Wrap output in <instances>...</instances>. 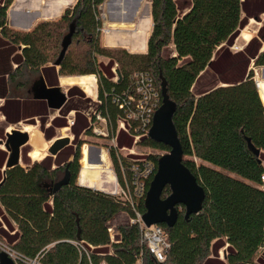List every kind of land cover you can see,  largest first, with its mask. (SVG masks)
Returning a JSON list of instances; mask_svg holds the SVG:
<instances>
[{
  "label": "trees",
  "instance_id": "16d2710c",
  "mask_svg": "<svg viewBox=\"0 0 264 264\" xmlns=\"http://www.w3.org/2000/svg\"><path fill=\"white\" fill-rule=\"evenodd\" d=\"M14 1L0 0V77L9 74L13 81L22 69L42 71L48 84L55 87L58 76L79 77L77 82L85 87L95 86L93 76L97 77L101 109L109 113L114 126L120 111L112 103L113 97L128 89L132 74L147 72L153 77L161 106L165 80L168 96L176 104L173 121L184 159L188 158L185 165L205 190L206 199L198 215L186 220L181 206L172 229L160 225L171 247L166 262L159 263L141 244L138 224L119 226L112 241L108 223L121 213L131 219L135 215L122 199L78 185L81 151L77 147L67 154L73 156V162L63 166L58 155L56 160L47 157L27 168L17 166L6 171L0 203L18 231L14 236L1 232L13 249L27 258L42 254V264H224L218 257L220 250L228 246V264H254L264 249V105L250 67L264 68V0H152V33L148 1L139 34L131 38L119 32L104 35L106 45H124L132 54L101 46L100 7L106 0H78L59 21L41 23L28 33L9 27L8 11ZM25 3L33 23L44 19L33 0ZM19 11L17 7L11 13L14 22ZM254 19L261 24L256 37L242 51L233 52L241 32ZM72 30L71 45L57 72L48 66L58 60L63 41ZM171 46L175 55L165 58L164 51ZM100 57L107 58L108 64L101 63ZM183 60L187 62L181 65ZM12 63L18 65L14 72ZM116 64L121 80L115 83ZM207 71L216 74L219 83L195 94V85ZM68 94L71 98L84 95L78 88ZM0 98H7L5 91ZM75 108L74 102L68 103L64 114ZM1 111L15 124L20 120L14 122L10 114L20 117L22 106L7 99ZM38 115L30 116L29 123ZM78 122L76 136L86 128L80 118ZM65 123L56 119L53 126L61 128ZM44 133L48 140L53 138V129ZM121 134L118 144L123 147ZM31 136L33 147L45 149L40 132L34 131ZM247 139L260 150L259 157L249 150ZM143 143L170 151L151 138ZM111 158L117 179L124 185L120 163L115 154ZM67 171L69 184L53 194L55 182ZM170 194L167 187L162 197ZM137 205L144 213V199H139Z\"/></svg>",
  "mask_w": 264,
  "mask_h": 264
},
{
  "label": "built area",
  "instance_id": "2783aa9c",
  "mask_svg": "<svg viewBox=\"0 0 264 264\" xmlns=\"http://www.w3.org/2000/svg\"><path fill=\"white\" fill-rule=\"evenodd\" d=\"M101 9L102 6L100 7V19L103 23L101 34L104 36L109 32V29L106 26V16L101 14ZM93 101L97 104L96 110L87 114L88 128L84 134L98 137L107 142L106 148L101 149L99 157L103 161V154H105V163L103 162L102 165L108 168L114 178L115 192L112 193L113 197H118L129 205L135 215L131 219V224H138L140 227L141 244L148 249L157 262L165 263L171 246L163 229L160 225L146 227L142 220L145 212L142 213L137 208L139 199L145 201L150 183L157 172L158 159L163 156V153L152 155L151 147L143 143L150 138L149 134L155 113L161 107L160 91L149 73L136 72L132 74L128 89L113 97L112 103L120 111L115 126L109 113L101 109L102 102L98 96ZM67 121L68 128L66 129L70 130L75 126V112L69 114ZM122 132L132 139L134 146L132 149L127 150V148L119 146L118 138ZM140 148L146 149L148 152H140ZM112 154L116 155L120 163L124 185H121L117 179L111 158ZM262 180L264 181V177ZM112 229L110 224L109 231L113 241L116 231ZM2 253H6L14 264H42V254L35 258H27L18 254L13 246L0 238V255Z\"/></svg>",
  "mask_w": 264,
  "mask_h": 264
},
{
  "label": "water",
  "instance_id": "95a60500",
  "mask_svg": "<svg viewBox=\"0 0 264 264\" xmlns=\"http://www.w3.org/2000/svg\"><path fill=\"white\" fill-rule=\"evenodd\" d=\"M48 1L51 0L42 1L40 3L41 8H45ZM254 21L258 22L257 19H254ZM137 31L138 30H135L134 32ZM73 33L74 30L64 39L60 56L53 64L55 67H59L63 61L71 45ZM116 74L118 76L117 82H120L121 76L119 72L116 71ZM38 89L39 92L36 93V97L39 98L44 96L47 98L51 109L59 110L67 101L66 94L63 93L59 87L47 90L44 83L40 82L37 83L35 91ZM162 97V106L155 113L149 136L155 143L168 147L170 151L158 159L157 172L150 183L144 201L145 213L142 220L148 228L153 225H166L168 228L172 229L179 218V207H184L186 220L193 215H198L203 209L206 193L203 187L199 185L195 175L185 165L184 152L173 121L176 112V104L171 101L168 96L165 80H162ZM29 141V134L19 129L7 132L6 141H0V145H3L9 153L5 171L3 172L4 178L0 183V189L5 182L6 171L20 165L21 149L27 145ZM69 144V138L55 140L48 150L49 154L56 157ZM247 144L249 150L256 157H259L260 150L254 147L250 139H247ZM90 163L93 165H100L101 161L98 159L96 161H90ZM69 182L70 175L67 171L64 178L53 187V194L59 192L63 187L67 186ZM78 185L109 196H113L112 193L115 192V190L112 191V193L104 192L99 189L81 185L79 179ZM167 187L170 189L171 194L164 199L162 196ZM78 240L81 241L80 232L78 234ZM0 258V264H14L6 253H2Z\"/></svg>",
  "mask_w": 264,
  "mask_h": 264
},
{
  "label": "crops",
  "instance_id": "0c3cea01",
  "mask_svg": "<svg viewBox=\"0 0 264 264\" xmlns=\"http://www.w3.org/2000/svg\"><path fill=\"white\" fill-rule=\"evenodd\" d=\"M26 1H29V0H15L13 2V4L11 5L9 11H8L9 27L12 30L17 31V32H21V33L32 32L41 23L59 21L62 18V16L65 13V11L67 9H69V8L74 7L78 0H73V2H71L68 5H65V7L63 6L64 2H66L68 0H51V1H48L46 3L47 6L45 8H41L40 3L42 1H47V0H33L34 7L37 8L36 11L40 12L41 15H42V18H44V19L37 20V22H35V23H33L32 18H31L32 17V13H30V14L27 13L26 6H25V4H27V3H25ZM142 2H143L142 0H139V2L137 3L136 13L132 16L131 19H126L125 17L127 16V14L125 12L121 11L120 16L122 18V21H118V22H116L114 24H118V23L121 24L122 23L125 26L126 29H124L123 31H114V32H119L120 34H126L130 38L133 37V35H137V34L140 33L139 28L141 27V24H142V23H140V17H141L140 15H141V10H142L141 7H143V4H144ZM119 5H120V2L117 3V6H119ZM17 7L20 8V11H19L20 13L18 12V20L16 22H14L11 13ZM137 14H138V17H137ZM148 20H149V22L152 23V28H151V33H152L153 22H152V16H151V5H150V9H149V14H148ZM131 23H133V24H131ZM135 30H138V31L134 32ZM148 39H149V37L146 40L147 44H148ZM102 42H103V46L105 48H116V49L118 48V49L127 50V49L124 48L125 47L124 45H118V46H108V45H106L105 42H104V38H102ZM147 44H146V52H147ZM22 48L23 47H21L20 49H22ZM146 52H144L143 54H145ZM129 53H131V52H129ZM50 66L55 67L53 64L49 65L48 67H50ZM17 67H18V65L12 63V66H11L12 72H14L17 69ZM55 68H56V71L58 72L59 67H55ZM116 71L117 70L115 68H113V72L115 74V78L113 79V82H115V83L118 81V76L116 74ZM29 74H32L31 76H33L34 79L28 80V81L24 80L26 75H29ZM78 78L79 77H62V76H58L57 77L58 86H56V87L61 88L62 92L66 94L67 101H66V103L63 105V107L61 109L54 110V109L50 108L49 101H48L47 98H45L44 96H41L39 98L36 97V93L39 92V89L37 91H35V87H36L37 83L43 82L47 90L52 89V88H56L55 85L54 86H50L48 84L47 78L43 74L42 71L33 72V71L29 70V69H22V71L19 72L15 76V80H13V81H11V79L9 78V74H7V75L3 74L0 77V94L5 91L6 97H7L6 99L0 98V102L2 103V104H0V141L5 142L6 141L5 137H6L7 132H9L11 130H14L12 127H10V128H7L6 126L3 127V124H7V123L8 124H14V123L9 122L8 119H7V116L1 111V108L5 105V102H6L7 99H9L11 101H16V102L18 101V102L21 103V106H22V111H21L20 117H18L15 113L14 114H10V116L13 119L14 122H16L18 120H20L19 122H22V121H25V120H27L29 122L30 116H32L33 114H35V115L36 114H40V115H38L37 117L34 118V121L30 122L31 125L30 124L26 125V126H30L31 127V130L29 129L30 131L28 130L29 132H26V133H28L29 136H30V141H29V143L27 145L30 146L32 148V150L28 151V152H25V154H23V150L25 149V147L27 145H25L21 149V160H20V165L19 166H21L23 168H27V167L31 166L32 163L29 162V160L27 159L28 157H30L34 161L33 164L35 162L36 163H40L44 159H46L47 157H52L53 158V156H47V155L44 156L43 158H41V157H38L37 155L33 154L34 150L45 151V149H47V151H48V149L50 148V145H48V143H45V145H44L45 149H43V150L33 147L32 144H31L32 132H34V131L40 132L42 134V140L44 141V139L46 138L45 133H44L45 130L53 129V134H54L53 138L51 140H48L46 138L48 141H52L50 143H53L55 140H58L57 138L54 139L55 131L56 130L62 131L66 127H68L67 126V124H68L67 117L72 112H75V120H76V122H75V126L73 128H71L70 130L75 133L74 128L78 127V123H79L78 122V118H80V120H81V122L83 124H86V128L82 132L84 133L87 130V128H88L87 114L88 113L82 112L81 110L78 109V105H81V103L79 102L78 99H80L82 102H85L86 98H84V95H81V94H79L77 96H74V98H71V97H69V94H68L69 90H71L73 88L80 89V91L82 93H83V91L85 93L87 92L86 94L92 93V92H89L87 90V88L85 87V85L83 83L77 82ZM52 79L54 80L53 82L55 84V82H56L55 76H53ZM65 88H67V89H65ZM25 92H26L27 96L30 97V99H26V98H22L21 97L22 94H24ZM92 94H95V98H97V96H98L97 80L95 82V91ZM87 97L89 98V96H87ZM70 102H74V104L77 106V108H75V110H72V111L68 112L67 114H64V108ZM96 106H97V104H96ZM62 112H63V114H62ZM46 113L50 114L51 122L49 124V122L46 120L45 121L46 123H44V125H43V120H45L46 119L45 117H47ZM37 118L40 119V126L39 127H40L41 131H38L37 127H34L35 126V121H36ZM56 119L65 121L66 122L65 123V127L59 128V127L53 126V121L56 120ZM16 124L17 123H15L14 125H16ZM24 127L22 129L23 132H25V130H24L25 128ZM4 135H5V137H4ZM101 149L102 148H99L97 151L95 150L94 151L95 155L97 154L99 156L101 154ZM60 153L58 155H60L61 157L64 156V158H63L64 161L61 162V160H60V163H61L62 166L66 162L68 163V159L69 158L71 160H73V156H70V155L67 156V154L71 153L70 152V148L69 149H63ZM58 155L55 158H53V160H56ZM60 156H59V159H60ZM90 156H91V154L89 155V160H90ZM8 157H9V153L7 152L6 148L3 145H0V165L4 162L3 168L0 170V179H1L0 183L2 182V180L4 178L3 172L5 171V166H6V162H7ZM99 159H100V157H99ZM100 161H101V159H100ZM100 165H102V163ZM94 166H96V165H94ZM56 167H57V165L54 164L53 169H56ZM104 167H105V171L104 172L106 173V170H108V168H106L105 165H104ZM113 167H114V165H113ZM114 170H115V168H114ZM115 173H116V171H115ZM108 175H110V171L109 170H108ZM111 179H114V178L111 176ZM79 181H80V176H79ZM80 184L101 190V188H99L98 185H97V181H96V183H93V184H83L81 182H80ZM112 184H113V189L111 190V192L108 191V190L107 191L106 190H101V191L112 193V191L115 190V188H114L115 182L113 181ZM0 205H1V203H0ZM2 208H3V211H2V213L0 212V224H1V227H0V238L4 239L9 245L13 246L7 240L6 235L3 232H1V229L4 230L6 233H8V235L14 236L17 233V231H18L17 230V225L9 217V215L6 213V211H5L3 206H2ZM123 215H127V217L129 216L126 213H121V214L117 215L116 217L123 216ZM116 217H114L108 223V228H109L110 224H113V228L116 229V226L113 223L114 220L116 219ZM128 218H129L130 222H127L125 225H131L130 216ZM6 219H8V220H6ZM125 225H121V226H125ZM117 234H118V228H117L115 236H117ZM115 236H114V240H115ZM227 247L228 246H226V247H224V248H222L220 250V256L218 257L219 261L224 263V264H228L227 261H226V256H225V250H226ZM221 255H223V257H221ZM212 258H215V257L212 256ZM259 261L261 262L259 264H264V262H262L260 260V258H259ZM103 264H105V263H103Z\"/></svg>",
  "mask_w": 264,
  "mask_h": 264
},
{
  "label": "rangeland",
  "instance_id": "374dc122",
  "mask_svg": "<svg viewBox=\"0 0 264 264\" xmlns=\"http://www.w3.org/2000/svg\"><path fill=\"white\" fill-rule=\"evenodd\" d=\"M142 1H143L142 3H144L146 0H142ZM148 1H150V5H151V1L152 0H147V2L145 4V10H146V6H147ZM116 2L117 3L120 2V5L117 6ZM138 2H139V0H106L105 3L102 5L101 14H104L106 16V26H107V28L108 29H112V28H122V29H124L125 28L124 25H122V27H119V25H121V24H116L115 25L114 23H116L118 21H122V18L120 16L121 11L125 12L127 14V16L125 17L126 19H131L132 16L136 13V9H137L136 7H137V3ZM187 10L184 9L185 12ZM262 20H264V16L262 17ZM114 26H116V27H114ZM260 26H261L260 23L255 22L254 20H251L249 25L241 32L240 37L237 39L235 45L233 46V48H232L233 52L242 51L244 49V47L247 45V43L249 42V41H245L242 38V34H243L244 31H251L254 34L253 37H255L257 35L258 29L260 28ZM110 31H111L110 33L114 32V30H110ZM102 35L103 34H101V37H100V43H101V46L104 47L103 46V42H102V38H104V36H102ZM106 49H109V50H123V49H118V48L117 49L116 48H106ZM174 55H175V52H174V47L173 46L169 47L168 49H166L164 51L165 58H170V57H173ZM99 61L101 63L105 64V65L108 64V62H109V60L107 58H102V57L99 58ZM186 62H187V60H183L180 64L183 65ZM118 67L119 66L117 64L114 66V68L116 70H118ZM250 68H251L250 70L254 71L255 82H256V74H258L260 77L263 76V78H264V68H255L253 65H251ZM31 75L32 74L26 75L24 80L28 81V80L34 79L33 76H31ZM229 76L232 78L233 74L231 73ZM66 77H69V76H66ZM93 78H94L95 82L97 80V91H98V78L94 77V76H93ZM218 83L219 82H218L217 75L214 74L211 71H207L206 73H204L201 76V78L199 79V81L195 85L194 93L195 94H199V93L205 92L208 89H210L213 85H217ZM65 89H67V88H65ZM87 90L89 92L94 93L95 86H90L89 89H87ZM83 93H84V98H86L87 101L85 100V102H82L80 99H78L79 102L81 103V105H78V109L81 110L82 112H85V113H92L94 110H96V103L93 101V99H91V98H93V95L91 93L86 94L84 91H83ZM87 96H89V98ZM21 97L22 98H26V99H30V97L27 96L26 92L24 94H22ZM0 104H2V103L0 102ZM62 114H63V112H62ZM46 116L47 117H45L46 118L45 120H47L49 122V124H50L51 116H50L49 113H46ZM29 124L30 123L27 120H25V121L17 123L16 125L8 124V123L7 124H3V127L6 126L7 128L12 127L13 129L22 130L23 127L25 126L24 128H27V129L31 130L30 126H26V125H29ZM39 126H40V119L37 118L36 121H35V126L34 127H37V130L41 131ZM67 126H68V124H67ZM66 128H68V127H66ZM66 128L64 130H62V131L56 130L54 139H56V138L58 139V138H60L62 136H66V135H69L72 138L75 137V139L73 141V145L70 147V152H74L75 150H77V147L80 148V151H81L80 167H81V169H82V160L84 158V153L83 152L85 151L86 148L89 151V155L92 154V155L95 156V152H94L95 150L97 151L99 148H106V146H107V142L104 141L103 139H100V138L95 137V136H88V135L84 134L82 131L80 132V134L78 136H76L73 131L68 130ZM124 134L125 133L121 134L122 135L121 136L122 137V140H121L122 143L121 144L123 145V147L127 148V150L132 149L134 146H133V144L130 143L131 142L130 138H128V136H126V134H125V136H126V138H125ZM4 137H5V135H4ZM5 139H6V137H5ZM44 140H45L46 143H48V145L51 146L52 143H50V142H52V141H48L46 138ZM31 150H32V148L27 145L25 147V149L23 150V154H25V152H28V151H31ZM139 151L140 152H144V153L148 152V151H146V149H143V148H140ZM150 152H151L152 155H159L160 153L161 154L163 153V155H165L167 153V152H165L163 150H159V149H155V148H151ZM33 154L37 155L38 157H41V158H43L46 155L47 156H51L49 154V152L47 151V149H45V151L34 150ZM53 158H55V157H53ZM63 158H64V156H62V157L60 156L61 162L64 161ZM27 159L29 160V162H31L33 164L34 161L30 157H28ZM184 160H188V158H185ZM100 166H104V165H100ZM80 173H81V170H80ZM79 176H80V174H79ZM111 176H112V174L108 175V170H106V173L104 172V173L99 174L98 179H97V185H98L99 188H101V190H106V191L108 190V191L111 192V190L113 189V184L112 183L114 181V179H111ZM114 188H115V185H114ZM2 211H3V208L0 205V212L2 213ZM128 217H127V215L116 217V219L113 222L115 224V226H116V229L113 228L112 230L113 231H117V228L119 226L125 225L127 222H130ZM6 220H8V219H6ZM111 226L113 227V224H111ZM259 258H260V260L262 262H264V249H261L259 255L255 258V260H254L255 264L261 263L259 261ZM138 264H143V262H139Z\"/></svg>",
  "mask_w": 264,
  "mask_h": 264
},
{
  "label": "bare ground",
  "instance_id": "6f19581e",
  "mask_svg": "<svg viewBox=\"0 0 264 264\" xmlns=\"http://www.w3.org/2000/svg\"><path fill=\"white\" fill-rule=\"evenodd\" d=\"M146 2H147V0L144 2L143 7L140 6L142 8L141 15H140L141 16L140 17V23L142 22V18H143L144 12H145V4H146ZM137 17H138V14H137ZM131 24H133V23H131ZM122 25L123 24L121 23V25H119V26L122 27ZM114 27H116V26H114ZM253 36H254V34L251 31H244L243 34H242V38L245 41H250ZM256 85H257V89H258L260 98L262 100V103L264 105V78H263V76L260 77L258 74H256ZM86 88L89 89V87H86ZM92 95H93L92 99H95V97H94L95 94H92ZM28 130L29 129L25 128V132H29ZM83 153H84V158L82 160V169H81V173H80V181L79 182H81L83 184L96 183L99 174L101 172L103 173L105 171V167L104 166H100V165L94 166V165H92L90 163L89 151H88L87 148L85 149V151ZM105 159H106L105 154H103V161L101 163H103V162L105 163Z\"/></svg>",
  "mask_w": 264,
  "mask_h": 264
},
{
  "label": "flooded vegetation",
  "instance_id": "af4514ba",
  "mask_svg": "<svg viewBox=\"0 0 264 264\" xmlns=\"http://www.w3.org/2000/svg\"><path fill=\"white\" fill-rule=\"evenodd\" d=\"M64 138H69V139H70V144L65 148V149H69V148L73 145V141H74L75 138H72V137H70L69 135H66V136H62V137L58 138V140H59V139H64ZM98 159H99V156H98L97 154H96L95 156L91 154V156H90V161H96V160H98ZM73 160H74V158H73ZM73 160H71V159L69 158V159H68V162H73ZM62 178H63V177H60L59 180H57L55 183L57 184L59 181L62 180Z\"/></svg>",
  "mask_w": 264,
  "mask_h": 264
}]
</instances>
